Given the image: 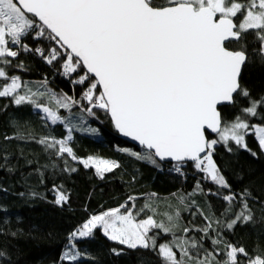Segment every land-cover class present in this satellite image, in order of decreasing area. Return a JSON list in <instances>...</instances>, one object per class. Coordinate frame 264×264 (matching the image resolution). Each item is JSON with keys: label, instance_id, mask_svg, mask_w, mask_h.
<instances>
[{"label": "snow or ice", "instance_id": "6c2138e0", "mask_svg": "<svg viewBox=\"0 0 264 264\" xmlns=\"http://www.w3.org/2000/svg\"><path fill=\"white\" fill-rule=\"evenodd\" d=\"M248 34L253 36L251 42ZM29 38L49 41L47 51L30 47L25 42ZM21 52H34L49 65L58 62L63 76L83 86L80 99L54 92L46 78L35 87L12 74V68L27 70L22 61L13 63ZM254 59L264 65V0H0V99L9 101L0 112L9 106H31L43 114V120L66 130L64 138L37 139L31 133L26 136L13 117L10 124L16 134L5 139H35L52 155L94 168L103 179L120 164L92 155L80 158L71 146L75 132L100 134L97 128L84 126L85 114L96 117L98 109L110 117L118 133L146 150L121 151L159 170L164 162H174L172 170L180 175L191 163L205 180L228 190L227 194L208 192L225 202L219 216L205 213L194 200L189 207L185 196L178 197L185 209H194L193 216L198 213L203 218V226L181 229L179 210L157 220L152 203L139 209L134 203L129 209L125 203L94 214L69 234L63 261L81 260L76 240L93 237L100 229L127 249L152 251L162 264H264V252L250 253L224 235L237 225L254 222L250 201L262 207L264 202L247 188L233 192L214 159L218 145L231 153L230 143L255 157L248 136H254L264 152V96L253 97L241 80L242 71ZM242 100L247 106L241 105ZM223 104L238 106L232 120L222 116ZM74 108L80 110L79 124L72 122ZM252 118L258 122H251ZM63 163L66 172L78 170L68 159ZM196 188L204 192L199 183ZM53 191L55 204L68 202L62 187L54 185ZM145 210L151 214L138 219ZM154 230L172 239L158 244ZM190 232L201 236H189ZM205 239L211 241L212 250L204 247ZM112 252L120 255L122 250ZM6 257L0 251V264Z\"/></svg>", "mask_w": 264, "mask_h": 264}, {"label": "trees", "instance_id": "16d2710c", "mask_svg": "<svg viewBox=\"0 0 264 264\" xmlns=\"http://www.w3.org/2000/svg\"><path fill=\"white\" fill-rule=\"evenodd\" d=\"M247 39L251 42L252 34H248ZM25 42L32 48L45 47V51L50 43L47 40L40 43L31 38ZM17 61H22L27 70L12 68L10 72L20 75L29 85L39 87L46 78L48 87L54 92L80 99L83 86L63 76L58 62L49 65L34 52H21L13 63ZM241 80L253 97L264 96V65L256 59L242 71ZM8 104L7 99H0V107ZM241 105L247 106V101L242 100ZM220 110L223 117L232 120L239 108L231 105ZM60 111L61 115L69 116L65 110ZM94 111L96 117H87L85 114L88 123L84 126L97 128L100 134L75 132L71 146L80 158L97 155L120 164L119 168L105 173L103 179L96 175L94 168L85 169L70 158L52 155L35 139L4 138L16 134V129L10 124L13 117L19 121L26 136L31 133L37 139L46 135L64 138L66 130L63 125L46 122L41 118L43 114L34 111L31 106H9L6 112H0V251L7 254L3 264H68L61 257L69 243V234L82 227L92 215L125 203L129 209L133 203L136 209L145 203H152L157 211V220L165 219L164 213L173 214L179 210L181 229L192 225L203 226L205 221L198 213L192 215L194 209L190 211L180 205L178 197L185 196V203L189 207L190 201L194 200L205 213L214 212L217 216L225 206L220 196L209 195L208 192L227 194L228 190L205 180L204 174L192 164H188L184 174L180 175L172 170V164L164 162L163 170H159L121 151L128 149L144 153L146 150L118 133L104 111ZM73 113L77 114L72 116V122L79 124L80 110L74 108ZM251 122L258 121L252 118ZM246 140L249 148L257 153L255 157L230 143L233 151L229 153L222 145H218L214 159L233 192L238 193L247 188L260 202H264V152L260 150L254 136H248ZM64 159H68L69 164L78 170L72 173L64 171ZM198 183L204 192L197 190ZM54 185L62 187L69 196L63 206L54 203ZM153 193L156 195L153 196ZM129 197H134V201H129ZM250 204L254 209V222L237 225L232 232H224V235L232 243L242 245L255 254L264 252V207L261 203L250 201ZM149 214L145 210L138 219H144ZM154 231L158 233V244L172 239L171 235ZM177 235H182V232L177 230ZM188 235L199 239L201 233L190 232ZM203 243L205 248L212 250L210 240L205 239ZM76 246L83 255L76 264H162L161 258L152 251L127 249L109 240L100 229L95 230L93 237L77 239ZM112 249L122 252L115 255Z\"/></svg>", "mask_w": 264, "mask_h": 264}, {"label": "water", "instance_id": "95a60500", "mask_svg": "<svg viewBox=\"0 0 264 264\" xmlns=\"http://www.w3.org/2000/svg\"><path fill=\"white\" fill-rule=\"evenodd\" d=\"M226 106H231V105H230V104H223V105L220 106V108H222V107H226ZM125 139L128 140L129 142H131V143L134 144V145H137V146H139V147H142V146H140V145L138 144V142L133 141L130 137H125ZM142 148H143V147H142ZM165 163L173 164L174 162H165ZM189 164H191V163H189Z\"/></svg>", "mask_w": 264, "mask_h": 264}, {"label": "rangeland", "instance_id": "374dc122", "mask_svg": "<svg viewBox=\"0 0 264 264\" xmlns=\"http://www.w3.org/2000/svg\"><path fill=\"white\" fill-rule=\"evenodd\" d=\"M95 157H99V158H102V157H100V156H97V155H94ZM102 159H105V158H102Z\"/></svg>", "mask_w": 264, "mask_h": 264}]
</instances>
